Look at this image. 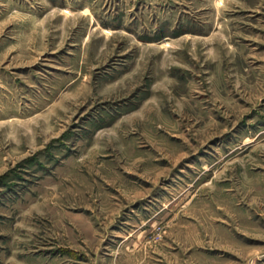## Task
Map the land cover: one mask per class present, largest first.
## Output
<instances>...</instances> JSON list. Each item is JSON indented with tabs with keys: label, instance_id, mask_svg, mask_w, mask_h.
Instances as JSON below:
<instances>
[{
	"label": "rangeland",
	"instance_id": "374dc122",
	"mask_svg": "<svg viewBox=\"0 0 264 264\" xmlns=\"http://www.w3.org/2000/svg\"><path fill=\"white\" fill-rule=\"evenodd\" d=\"M0 264H264V0H0Z\"/></svg>",
	"mask_w": 264,
	"mask_h": 264
}]
</instances>
